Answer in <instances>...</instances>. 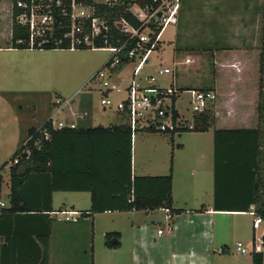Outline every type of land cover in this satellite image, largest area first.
I'll return each mask as SVG.
<instances>
[{
	"label": "crops",
	"instance_id": "crops-1",
	"mask_svg": "<svg viewBox=\"0 0 264 264\" xmlns=\"http://www.w3.org/2000/svg\"><path fill=\"white\" fill-rule=\"evenodd\" d=\"M183 15L184 9L181 8L178 24ZM7 39L0 33V165L15 151L30 128H37L51 117L48 112L38 121L35 104L22 110L17 103L23 99V94L29 95V100H35L39 94L50 93L55 88L51 81L55 72L53 60L68 62L81 55L79 49L16 48ZM68 51L70 53H64ZM95 69L92 67L86 77ZM174 73L173 68L172 75H168L173 83ZM158 83L162 85L159 79ZM86 94L65 97L72 100L60 112L61 119L73 122L76 127L97 126L90 124ZM55 95L63 97L58 92ZM174 105L181 116L188 118L178 110L176 99ZM228 118L230 116L225 115V120ZM218 120L215 115L214 127L210 130L188 132L194 134L191 137L196 146L193 150L185 148L180 135L187 131L175 132L172 136L156 131H138L131 135V174L166 175L171 166L172 207L178 211H167L166 208L106 210L91 216L79 215L76 221H65L59 214L50 212L60 208L87 211L90 192L50 191V177L46 173L30 174L18 190L20 203L27 210L9 211V164L5 165L0 170V264H40L43 260L47 264H252V252H248L250 249L242 241L246 240L247 232L251 233L252 239L253 235H260L264 232L263 226L261 230L253 229V217L249 213L253 204L246 208L243 185L228 184L229 173L221 166L216 173L219 186L215 195L214 131L251 129L257 122L233 124L224 120L225 123L218 124ZM118 123L121 122L110 124ZM218 138H221L220 134ZM136 146L144 153V162L138 173L134 169ZM189 167L194 170L190 175H196L190 180L183 175ZM3 184L6 185L4 199L1 193ZM167 212L171 213L170 218H166ZM101 215L109 216L110 221L102 223L98 218ZM158 229H162L161 234L157 233ZM107 232L114 233L110 237L114 246L104 243ZM237 241L247 252L236 250ZM219 249L222 251L218 252Z\"/></svg>",
	"mask_w": 264,
	"mask_h": 264
},
{
	"label": "trees",
	"instance_id": "trees-1",
	"mask_svg": "<svg viewBox=\"0 0 264 264\" xmlns=\"http://www.w3.org/2000/svg\"><path fill=\"white\" fill-rule=\"evenodd\" d=\"M148 1L131 0L136 5H142ZM126 7L123 2L114 6L99 4L98 10L108 17L123 16L136 25V20ZM111 33L114 38H124V35L116 28L111 29ZM262 34L264 38V24ZM25 36V30L12 22L10 45L16 48H27L24 44L15 43L16 38ZM258 72L256 127L214 131V193L216 195L218 191L219 182L216 173L221 166L224 172L229 173L227 177L230 181H226L228 184L243 185V193L247 196L246 208L253 204L255 213L264 219V53L259 55ZM200 89L213 90L216 100L217 93L214 87ZM174 115L176 116L175 112ZM214 116V111L209 108L193 117L191 129L182 128L179 131L204 132L213 123ZM42 130L48 131V138L43 137ZM132 134L133 132L125 123L110 124L106 127L97 125L53 129L50 126V119H46L38 129L30 128L27 135L31 138L25 144L22 140L8 159L0 165L1 170L9 163V208L7 210H27L25 205L20 203L18 190L30 174L46 173L50 177V191L85 190L90 192V207L87 211H80V215L91 216L106 210L166 208L178 211L172 207L171 166L166 175L133 176L131 174ZM219 134L221 138H218ZM25 149L30 151L27 157L24 154ZM15 157H18V161L13 163ZM223 178L227 179L226 175ZM1 182L0 176V188ZM113 234V232L105 234L104 243L107 246L115 245L110 241ZM251 258L252 264H264V251L252 252ZM40 264H47V262L43 260Z\"/></svg>",
	"mask_w": 264,
	"mask_h": 264
},
{
	"label": "rangeland",
	"instance_id": "rangeland-1",
	"mask_svg": "<svg viewBox=\"0 0 264 264\" xmlns=\"http://www.w3.org/2000/svg\"><path fill=\"white\" fill-rule=\"evenodd\" d=\"M8 1L0 0V33L6 35L9 41L11 17L6 13ZM263 2L264 0H181L180 9H184V15L180 24H168L162 28L158 35V46L150 50L149 62L136 74V78L145 73H154L160 66H171L175 70L173 84L178 88L176 106L185 116H190L187 89L190 87L196 89L195 86L197 88L212 86L217 98L210 109L219 118L218 124L225 121L233 124L257 122L259 55L264 53ZM77 51L81 55L68 62L53 60L55 72L51 81L55 88L53 87L50 93L39 94L35 100H29L31 97L23 94V99L17 103L18 106L21 105L22 110H25V106L31 107L35 104V116L38 121H41V116L48 112L53 119L59 120L62 117L60 112H56L55 92L62 95L61 98L71 94L79 97L87 93L90 124L109 125L111 122H121L122 119L116 115L114 108L102 109L100 92L94 88V83L89 81L92 75L86 77L92 67L95 66L96 71L104 64L109 53L101 49ZM185 55H191L194 61L187 65L174 64L175 61L182 60ZM130 69L131 66L125 67L124 76L128 75ZM158 79L162 85L170 80L168 75H161ZM118 81L120 85L124 84V79ZM110 97L117 101L124 98V93L113 91ZM235 109L238 112H235ZM225 115H229L230 119L225 120ZM213 127L212 123L208 130ZM188 132L191 131L181 132L180 135L185 148L192 149L196 147L191 138L194 134ZM26 137L27 135L23 137V141ZM138 137L139 135L136 134L137 139ZM158 156L159 154H156V157ZM143 162L144 153L136 146L135 172H141ZM191 171L194 173L192 167L187 168V173L185 171L183 173L184 177L187 175L189 180L194 179L196 175H190ZM5 191L6 185L3 184L2 199L5 198ZM98 218L102 223L110 221L109 216L101 215ZM246 236V240L242 243L247 245L249 252L252 248V235L247 232Z\"/></svg>",
	"mask_w": 264,
	"mask_h": 264
},
{
	"label": "built area",
	"instance_id": "built-area-1",
	"mask_svg": "<svg viewBox=\"0 0 264 264\" xmlns=\"http://www.w3.org/2000/svg\"><path fill=\"white\" fill-rule=\"evenodd\" d=\"M121 2L126 4V10L131 12L136 25L123 16L108 17L98 10L99 4L114 6ZM180 6L181 0H149L142 5H136L131 0H9L6 3V13L11 17V27L14 22L26 32V36L16 38L15 43L24 44L27 48L43 49L50 46L72 50H106L109 53L108 59L89 79L100 92V104L103 108H114L122 119L121 123H125L133 133H175L182 128L191 129L193 117L212 107L215 101L213 90L187 89L190 116L186 118L175 108L178 88L174 87L173 81L163 86L158 83V77L172 75L173 68L160 66L154 73L137 78L136 74L148 64V53L158 46V35L162 28L177 23ZM113 28L118 29L124 38H114L111 33ZM193 61L191 55H185L174 64L187 65ZM127 66H131V69L128 75L124 76L123 70ZM121 78L124 79L123 85L118 81ZM113 91H121L124 98L114 101L110 97ZM71 100L72 98L56 96V112L63 111ZM48 119L53 129L76 127L73 122L65 119L55 120L53 116ZM42 135L48 138L49 133L42 130ZM30 138L31 136L27 135L23 144ZM29 153L28 149L24 150L26 157ZM17 161L18 157H15L13 163ZM50 213L59 214L65 221H76L80 215L79 211L67 208ZM249 213L253 217V229L257 230L263 226L264 231V219L255 213L254 205L250 206ZM170 217L171 213L167 212L166 218ZM157 233L161 234L162 229H158ZM263 233L253 235L250 252L264 251ZM235 248L241 253L247 252L239 241L235 243Z\"/></svg>",
	"mask_w": 264,
	"mask_h": 264
}]
</instances>
